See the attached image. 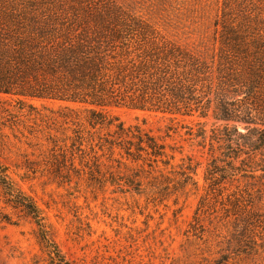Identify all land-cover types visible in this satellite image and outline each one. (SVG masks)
<instances>
[{"label":"trees","instance_id":"obj_1","mask_svg":"<svg viewBox=\"0 0 264 264\" xmlns=\"http://www.w3.org/2000/svg\"><path fill=\"white\" fill-rule=\"evenodd\" d=\"M168 27L116 0H0V148L4 128L20 144L13 163L0 157V220L29 218L45 235L19 183L38 171L177 204L200 189V163L175 162L166 141L184 129L207 149L198 208L222 210L246 264L264 255V33L223 26L209 52ZM113 108L160 115L164 134L125 125ZM209 117V128L196 119Z\"/></svg>","mask_w":264,"mask_h":264},{"label":"rangeland","instance_id":"obj_2","mask_svg":"<svg viewBox=\"0 0 264 264\" xmlns=\"http://www.w3.org/2000/svg\"><path fill=\"white\" fill-rule=\"evenodd\" d=\"M116 1L137 15L168 21L166 32L189 46L203 41L201 48L209 52L218 47L223 26L245 24L264 33V0ZM32 103L40 107L39 101ZM111 113L125 125L138 123L155 135L164 134L168 122L160 115L127 108H113ZM196 119L207 128L214 123L211 117ZM2 133L10 144L0 148V157L13 163L20 144L9 129ZM166 141L175 148V162L189 155L200 163L195 176L198 192L181 196L177 204L171 198L155 206L134 191L113 192L112 186L92 190L74 181L61 185L38 171L18 181L41 208L45 235L29 218L15 223L0 220V264H246L234 252L238 231L222 219V210L198 208L207 149L184 129ZM249 260L247 264H264V255Z\"/></svg>","mask_w":264,"mask_h":264}]
</instances>
